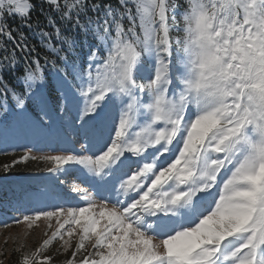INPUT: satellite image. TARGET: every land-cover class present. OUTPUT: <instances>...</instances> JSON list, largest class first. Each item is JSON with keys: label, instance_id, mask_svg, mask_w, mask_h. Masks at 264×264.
<instances>
[{"label": "snow or ice", "instance_id": "6c2138e0", "mask_svg": "<svg viewBox=\"0 0 264 264\" xmlns=\"http://www.w3.org/2000/svg\"><path fill=\"white\" fill-rule=\"evenodd\" d=\"M41 3L51 32L32 0H0V114L39 130L79 121L107 138L91 155L16 161H46L58 182L24 194L17 224L58 227L19 264H52L43 253L56 240L67 252L73 237L64 264H264V0ZM24 28L51 53L43 63ZM69 165L98 178L100 200L74 185L84 205L35 207L69 195L55 191Z\"/></svg>", "mask_w": 264, "mask_h": 264}, {"label": "rangeland", "instance_id": "374dc122", "mask_svg": "<svg viewBox=\"0 0 264 264\" xmlns=\"http://www.w3.org/2000/svg\"><path fill=\"white\" fill-rule=\"evenodd\" d=\"M105 2L116 4L117 0H105ZM180 2L181 5H183V0H180ZM89 15H92V13H89ZM61 24L62 23H60L59 26ZM61 27L65 35L75 36L78 41L83 40V36L79 33L78 29L73 32L71 30V25L66 28L63 25H61ZM77 52L80 54L81 58H83L85 50L82 43L77 47ZM69 59H76V57L70 56ZM68 79L71 81V76H69ZM54 94L55 98H60L63 107L68 106V102L63 100V93L56 92ZM61 115H63V112H61ZM70 119L71 117L69 116L68 120ZM45 124L51 125V127L39 130L32 125L27 117L17 115L15 111L0 114V157L4 158L3 163H5V165H11L14 163L15 159L20 161L21 157L26 152L35 157L67 154L91 155L92 153L87 151L89 144L95 145L100 142L102 138H107L106 134L102 137V132L99 129L94 131L90 130L88 132L81 130L79 121H77L75 126H72L67 120L62 125L58 119L55 123L45 119ZM92 151H95V148H93ZM23 163H27V168L29 167V169L38 168L39 170H43V173L26 174L24 176L10 178L11 181L23 179L25 184L22 185V183L19 182L15 184L12 183L13 191L18 194H16V199L11 198L12 203L10 205V210L16 211L19 216L14 214L4 215L3 212H0V223L4 224V222H10L15 225V227L13 226L11 229H0V251L2 249H16L18 251L32 252L39 248L45 239H49L51 233L58 227L56 221L52 220V227L49 229V221L45 219L40 220L36 225L31 227L25 223H16V220L21 217L20 215H22L25 210V205L22 201L26 200L24 195L26 192L36 193L46 187L55 186L58 183L55 179V174L45 170L52 167L50 163L40 159H30ZM64 167L69 169L70 175L60 177L61 182L59 186L55 188V191H61L62 189L64 192H68L69 195L63 196L62 192L61 196L58 197H42L41 202L36 204L35 207L53 210L52 206L55 204L68 207L79 202L81 205H84V201L80 200L78 194L71 191V186L74 185L82 189H87L91 193L93 199L97 201L100 200L98 199L100 196L96 195V193L100 192L104 194V189L97 185L96 180L98 178H92L91 174L83 166L69 165ZM27 185H29V187L25 188ZM8 193H10V191ZM73 197L76 199H73ZM65 239H67V237H65ZM76 241L77 238L73 237L71 241L72 248L67 252L61 247L62 242L59 240H56L49 249H53V253L56 252L63 260H66L67 256L68 259H70ZM88 251H92L91 245L88 246ZM79 259L80 256L78 255L77 260Z\"/></svg>", "mask_w": 264, "mask_h": 264}, {"label": "trees", "instance_id": "16d2710c", "mask_svg": "<svg viewBox=\"0 0 264 264\" xmlns=\"http://www.w3.org/2000/svg\"><path fill=\"white\" fill-rule=\"evenodd\" d=\"M33 4L36 5V8L32 12V20L36 21L38 19L41 22V27H43L44 30L51 32L52 29L50 27H47V25H46L45 15H42L41 11H40V9L42 7L46 13L49 12L50 9H48V6L46 4H42L40 0H33ZM51 15L57 19V24L59 25L61 22L59 21L58 17H56V13L51 12ZM7 23H8V25L15 28L19 24V20L15 19V18H9V19H7ZM61 25H63V24H61ZM23 31L27 34L30 44L35 45L36 51L41 54L40 58H41L42 63H43V57L44 56L51 57V53L46 52L45 49L40 45V41H39L38 37H36L27 28H24ZM53 43L59 44V42L55 41L54 38H53ZM21 64H23V60H21ZM49 70H51L50 66H49ZM21 71H22V68H21ZM8 78L9 77L6 74V79H8ZM10 82H11V80H10ZM54 95L55 94H53V99H56ZM3 159L4 158L0 157V212H3L4 215H6V214L18 215V213H16V211L10 210V205L12 203L11 198L16 199V194H18L17 192L13 191L12 183L15 184L16 182H19V183H22V185L25 183H24L23 179L17 180V181H11L10 178L20 177V176H24L26 174H34V173L42 174L43 170H39L38 168L29 169V167L27 168V166H28L27 163H23V162L16 163V161H18V160L15 159L14 163L9 165L10 166L9 169L7 171H5V168H4L5 163H3V161H4ZM10 163H11V160H10ZM28 187H29V185H27L25 188H28ZM9 191H10V193H8ZM1 224L2 223H0V229L1 230L11 229L13 226L15 227V225L11 224L10 222H7V223L4 222V224H2V225ZM5 225H7V226H5ZM33 251H35V250H33ZM0 253H1L0 264H19L21 256L25 252L24 251H18L16 249H12V250L2 249L0 251ZM43 255L47 256V257H51L52 264H64V262L68 260V256H67L66 260L61 259L60 255H57L56 252L53 253V249L47 250L46 252L43 253Z\"/></svg>", "mask_w": 264, "mask_h": 264}, {"label": "bare ground", "instance_id": "6f19581e", "mask_svg": "<svg viewBox=\"0 0 264 264\" xmlns=\"http://www.w3.org/2000/svg\"><path fill=\"white\" fill-rule=\"evenodd\" d=\"M98 199H100V198H98Z\"/></svg>", "mask_w": 264, "mask_h": 264}]
</instances>
